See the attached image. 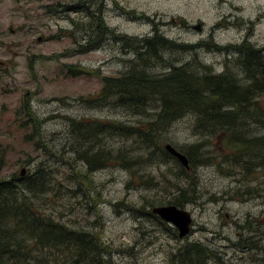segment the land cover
Returning a JSON list of instances; mask_svg holds the SVG:
<instances>
[{
	"label": "rangeland",
	"instance_id": "374dc122",
	"mask_svg": "<svg viewBox=\"0 0 264 264\" xmlns=\"http://www.w3.org/2000/svg\"><path fill=\"white\" fill-rule=\"evenodd\" d=\"M77 1L90 10L100 7V21L117 37L106 32L91 46L95 22L87 26L84 9H69ZM154 34L195 46L163 47L144 71L160 76L171 65L201 62L218 72L229 61L241 83L232 47L243 40L264 46V0H0V177L39 161L48 165L42 206L67 225L91 230L103 264H175L172 254L183 244L199 247L204 264H264V159L246 154L233 163L223 160L217 137L195 132L191 113L153 123L157 100L143 110L118 104L114 95L92 100L104 76L119 75L137 59L136 39ZM247 104L264 108V92ZM251 113L238 120L245 137L264 133V116ZM90 118L153 125L159 145L193 148L192 163L184 171L153 144L107 132L75 145L69 121ZM89 145L138 160L124 167L120 158L105 156L99 167L87 169L79 151ZM178 187L192 195L176 204L191 215L181 237L150 212L152 205L174 203ZM53 258L68 264L60 254Z\"/></svg>",
	"mask_w": 264,
	"mask_h": 264
},
{
	"label": "trees",
	"instance_id": "16d2710c",
	"mask_svg": "<svg viewBox=\"0 0 264 264\" xmlns=\"http://www.w3.org/2000/svg\"><path fill=\"white\" fill-rule=\"evenodd\" d=\"M79 8L89 15L87 26L91 21L95 22V26L90 29L93 30L91 33L96 34L90 41L91 46L99 44L106 32L117 37L110 27L106 29L103 21H100V7L96 6L94 10H90L88 5L79 1L69 6V9L74 11ZM135 46L139 50L137 59L119 75L104 76L100 89L92 98L93 101L114 95L118 104L134 106L136 109L133 110H143L147 109L152 101L157 100L153 123L156 120L161 124L169 123L177 117L191 113L194 116L195 132L209 133L210 136L217 137L224 148L223 160L233 163L246 154L264 159V133L245 137L247 130L242 129L243 125H238V120L244 116L248 117L251 112V116H256L258 120L264 116L263 107L256 105L251 109L253 107L250 108L247 104L255 94L260 96L264 92V46L256 47L245 40L233 45L232 48L237 52L233 57L235 65L239 64L243 72L241 83L236 79L229 61H225L223 68L218 72H211L201 62H198L197 67L184 62L171 65L169 71L154 76L144 71L143 67L151 58H160V49L166 46L187 48L195 44L184 45L154 34L151 37L136 39ZM253 102L257 100L251 101ZM28 111L29 114L32 113L31 110ZM32 123L37 125L33 119ZM68 128L75 145L78 141L89 140L93 135L102 132H107L111 137L115 134L125 138L132 136L141 142L140 146L146 142L153 144L163 155L171 156L178 162L163 145L157 143L153 125L140 127L113 119L101 122L90 118L71 119ZM91 146L79 151V158L85 162L87 169L99 167L102 162H98L107 156L110 159L120 158L124 167H129V162L138 160V157L124 159L122 152H125L120 149L111 154L109 151L102 153ZM75 149L77 150L76 147ZM190 149L193 148L189 146L180 150L186 155L189 167L192 163ZM3 163L4 156L0 151V169ZM178 164L184 171L189 169L179 162ZM49 173L48 165L39 161L34 168L23 174L17 171L0 177V264H37L46 261L48 257L53 259L52 264H56L54 253L64 256L68 264H103L100 242L91 230L67 225L42 206L41 196L48 188ZM184 189L177 188L172 201L174 204L181 205L190 201L191 197H186L185 194L188 192L189 196H192L191 192L187 187ZM194 245L183 244L176 248L172 254L173 262L204 264L199 255V247Z\"/></svg>",
	"mask_w": 264,
	"mask_h": 264
},
{
	"label": "water",
	"instance_id": "95a60500",
	"mask_svg": "<svg viewBox=\"0 0 264 264\" xmlns=\"http://www.w3.org/2000/svg\"><path fill=\"white\" fill-rule=\"evenodd\" d=\"M193 27L198 29L199 23L194 24ZM163 147L168 153L176 157L178 162L183 167L186 169L189 167L188 159L182 151L174 147L168 141L163 144ZM23 171L24 168H20L18 173L23 174ZM150 211L162 220L174 226L179 237L184 236L190 229L189 225L191 221V215L190 212L184 207L177 206L174 203L156 204L150 207Z\"/></svg>",
	"mask_w": 264,
	"mask_h": 264
}]
</instances>
